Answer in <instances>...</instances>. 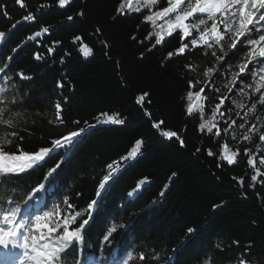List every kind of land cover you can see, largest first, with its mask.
Listing matches in <instances>:
<instances>
[{
  "label": "trees",
  "instance_id": "1",
  "mask_svg": "<svg viewBox=\"0 0 264 264\" xmlns=\"http://www.w3.org/2000/svg\"><path fill=\"white\" fill-rule=\"evenodd\" d=\"M119 3L120 0H73L71 6L61 8L58 0H24L25 6L21 7L16 0H0L11 17L6 18L0 11V31L11 30V34L0 42V67H4L6 57L14 56L7 77L0 73V87L7 90L0 93V99H15L21 105L11 115L16 117L18 137H23V140L11 137L0 125V143L5 138L10 141L6 150H15L19 145L25 151L35 152L50 146L51 140L66 131L63 125H58V115L73 128L76 126L72 122L76 120L83 128L87 126L85 121L93 124L98 117L103 119L100 117L102 112L119 114L126 122L125 125L96 124L76 145L61 165L60 175L51 182L43 177L64 155V149L57 150L50 159L46 157L45 161L38 162L43 166L34 165L28 174L16 177L10 185L0 184V211L8 207L5 201L9 198L16 200L23 209L24 201L32 195L29 189L44 183L45 193L40 192L31 200H43L38 213L51 212V216L68 217L69 209L64 203L67 200L75 206L72 215L80 212L77 219H89L90 226L83 232V241L77 244L85 262L93 257V264H129L131 257L135 264H142L137 258L143 254L148 264H171L175 259L173 247H177L184 237L186 226H194L203 227V232L181 255L183 264H237L230 257L239 256L250 242L254 248L249 259L253 264H264V184L258 183L253 189L248 186L250 181L247 179L243 187L238 183L239 178L253 174L246 159H241L239 166L225 163L218 168L217 159L208 157L205 151L209 147L213 151L219 150L217 138L209 139V134L196 130L198 117L188 119L186 125L182 114L188 102L186 80L195 75L186 71L188 64L203 69L216 66V60L205 55L210 51L208 49L190 48L187 59L174 58L163 67L162 57L180 46L178 38L171 39L166 35L167 18L156 22L164 25L165 43L149 53L151 45L146 42L141 47L139 42L153 31V25H143V16L135 12L113 22ZM165 6L167 0H159L152 11ZM81 11L85 12L83 18H77L75 22L67 20ZM143 11L145 15L149 14L147 10ZM29 13L37 16L35 22L22 19ZM13 24H16L14 29L11 28ZM43 27L49 28V33L35 40L27 39ZM96 28L101 29V40L111 46L110 51L99 50L97 44L93 55L84 57L78 49L84 44L92 47V42L84 40L73 47V37H88ZM133 35H137V41L131 39ZM54 41L58 43L50 53L47 49ZM17 46H22V50L13 53ZM232 51L225 48L227 54ZM36 52L42 59H34ZM104 52H108V56ZM142 53L145 54L143 58ZM243 56L241 53L239 59L229 60L224 65L221 75L215 78L217 87L230 79L232 72L238 71L236 65ZM108 57L112 58L111 62ZM21 71L31 79L16 77ZM61 82L63 90L57 87ZM244 83L252 81L249 79ZM145 92L151 97L150 106L144 105L154 113L151 119H164L170 129L176 130L185 140L184 147L176 140L160 137L153 129L151 120L136 103L139 95ZM221 93L226 94V90L221 88ZM221 93L208 90L206 95L212 96L215 103V97ZM69 96L70 102L58 113L55 105L61 102V97ZM257 113L264 118V108L259 105ZM223 126L221 123L220 127ZM236 135L239 139L241 130H237ZM136 139L143 140L142 158L138 155L136 160L125 162L114 182L109 181V186L101 190V197H96L105 163L125 155L134 147ZM225 141L231 147L251 148L254 153L258 152L255 136L251 143L240 141L238 144L230 135H225L220 144ZM201 146L197 153L196 148ZM259 155H264V150L259 151ZM259 168L264 172V166ZM142 180L145 183L141 184ZM161 192H164L163 196ZM93 198L99 203L89 210L87 204ZM28 224L31 227V223ZM63 226L61 218L50 225L53 229ZM113 226L117 231L109 242H105L104 235ZM49 236L55 240L56 232L45 234V237ZM35 240L40 244L45 242L36 235Z\"/></svg>",
  "mask_w": 264,
  "mask_h": 264
},
{
  "label": "snow or ice",
  "instance_id": "2",
  "mask_svg": "<svg viewBox=\"0 0 264 264\" xmlns=\"http://www.w3.org/2000/svg\"><path fill=\"white\" fill-rule=\"evenodd\" d=\"M73 0H58L61 8L71 6ZM16 3L24 7V0H16ZM159 3V0H120L115 9L117 15L113 18V22L121 16L127 17L128 13H139L143 16V25L151 23L153 31L145 35V39L140 41V46L144 47L145 43L151 45L148 52L155 50L157 46L165 43V33L162 31L164 25H157V20L167 18V33L171 39H179L180 46L173 52L169 51L166 57H162L163 67L167 63H171L174 58L183 57L187 59V54H191V49L204 48L210 51L205 55L211 56L216 60V66L198 69L192 63H189L186 71L195 73L192 78L186 80V87L189 91L186 93L187 104L182 114L185 116V124L188 119L198 117L199 123L196 130L200 133L209 134L208 138L216 137V143L219 145L218 151H213L211 147L205 149L208 157L217 159V167H223L226 163L228 166H239L241 159H246L247 165L253 170L250 177H241L238 183L243 187L246 179L250 181L249 187L255 189L257 184H264V172L257 167V159L259 164L264 166V155H259L262 151L259 146L264 145V118H260L257 113V105L264 108V0H167V6L162 7L158 11H152ZM43 7V6H42ZM143 10H147L149 14H144ZM0 11L3 15L11 19L4 5L0 4ZM84 11L78 13L76 17H67L68 21L75 22L77 18H83ZM24 21L35 22L37 16L29 13L22 18ZM20 21H17L19 23ZM16 24L11 26L12 29ZM50 29L43 27L29 36L28 40H35L41 35L49 33ZM11 34V30L7 33L0 31V42H3L7 35ZM103 33L100 28H96L94 33L88 37L80 35L74 36L72 40L73 47L81 44L82 41L88 40L92 42V47L84 44L78 51L82 52L84 57L93 55L94 48L99 46V50L108 49L110 45L106 41L101 40ZM137 41V35L131 38ZM155 40V43L152 41ZM58 42H53V46L47 49L53 53ZM225 48L233 51L231 54L225 53ZM22 50V46L13 49V53ZM220 53V54H218ZM244 53L243 59L236 65L238 71L231 73L230 79H225L220 87L216 86L215 78L221 75L224 65L233 59H239L240 54ZM34 59H42L39 52L33 54ZM108 56V52H104ZM145 54H141L143 58ZM14 56L9 55L5 58L4 67H0V73L4 77L8 75V69ZM111 62V57H108ZM63 62V61H62ZM231 68V65L229 66ZM227 72V70H225ZM16 77L21 80L31 79L24 72H17ZM251 79L252 83H244ZM203 85V86H201ZM57 87L64 89L63 82L58 83ZM221 88L226 90L221 93ZM211 90L213 93H221L215 97L216 102L213 103V97L206 95ZM6 88L0 87V93H6ZM231 97V98H230ZM71 97H61V102L55 105L58 113L63 111V106L70 102ZM245 100L247 103H245ZM185 102L182 98L181 103ZM137 105L141 107L144 115L151 120L152 127L159 136L168 140H176L181 147L185 146V140L176 130H171L170 126L164 119H151L154 113L148 111L144 105L151 103L149 93L139 95ZM0 125H3L4 132L13 138L23 140L18 137L16 128V117L11 115L12 111L21 105L15 99H0ZM210 106V107H209ZM231 106V107H230ZM211 115H207L208 112ZM101 118H97L93 124L85 121L86 127H79L80 121H73L76 127H70L64 123L63 117L57 116L58 125L66 128L64 134L50 141V146L39 148L38 151H25L19 145L15 146V150L6 146L10 141L5 138L0 143V184L10 185L12 181L21 174H28L29 169H33L34 165L42 167L38 162L45 161V158H51L57 154V150L64 149V155L52 166L43 179L55 180L60 175L61 165L65 163L71 155L77 144H79L84 135L96 124L125 125V120L119 114L113 115L108 112H102ZM255 121V122H253ZM221 123L224 125L220 127ZM187 127L185 132H187ZM241 130L240 138L236 133ZM230 135L232 140L246 141L251 143L253 136L258 140V152L254 153L251 148L231 147L227 141L220 144V140ZM143 140L136 139L134 147L125 155L110 162L105 163V170L102 173V180L98 184L96 197H101L102 191L109 186V181L116 178V174L120 171L121 166L129 161L136 160L138 155L142 158L141 148ZM201 147L196 148V152L201 151ZM175 176V173H173ZM234 179H236L234 177ZM141 184L145 181H141ZM41 190H46L44 183H39L29 189L32 195L24 201V204L33 200L34 196H38ZM131 195V193H130ZM164 195V192H161ZM259 196V193L257 194ZM8 205L6 209L0 211V264H86L85 260L80 257L77 244L83 241V232L86 226H90L88 218L82 220L77 219L81 216L80 212L72 215L71 210L75 207L67 200L64 203L69 209L68 217H61L64 220L62 229L49 228L48 225L42 224V221L52 215L51 212H44L43 215H35V223L29 227L28 221L24 219L29 215L16 200L9 198L5 201ZM99 203L98 199H91L87 204L89 210L94 209ZM47 207V205H45ZM219 207V206H215ZM73 223L75 227H73ZM131 225H129L130 227ZM48 228V232H56V239L51 240L50 236L45 237L41 234L43 244L37 243L32 236V229L42 230ZM117 231L115 226L112 227L106 235L104 241L109 242L113 233ZM203 232V227L186 226L184 237L180 239L179 245L173 247L172 252L174 260L171 264H183L180 259L183 252L196 242ZM239 246V242H235ZM254 245L250 242L246 246V250L241 252L237 257H230L237 261V264H253L249 259L253 255ZM142 264H148L147 258L141 254L137 258ZM129 264H135L129 257Z\"/></svg>",
  "mask_w": 264,
  "mask_h": 264
},
{
  "label": "rangeland",
  "instance_id": "3",
  "mask_svg": "<svg viewBox=\"0 0 264 264\" xmlns=\"http://www.w3.org/2000/svg\"><path fill=\"white\" fill-rule=\"evenodd\" d=\"M260 149L264 150V148H262V147ZM258 163H259V159H257V167L259 168L260 165ZM42 193H44V190H42ZM40 206H41L40 201H35L34 203L28 202L27 205L24 206V210L26 212L30 211L31 209L34 211V213L31 215L32 216L31 221L33 224L35 223V215H39V214H36L35 212H36V210L39 209ZM26 217H28V216H26ZM60 218L61 217L59 215L50 216V217L46 218L45 220H43L42 224H46V225H48L49 228H51L50 227L51 223L52 222L56 223L58 220H60ZM32 230H34L39 237L41 236L42 233L43 234L49 233L48 228H44L42 230H38V229H32Z\"/></svg>",
  "mask_w": 264,
  "mask_h": 264
}]
</instances>
